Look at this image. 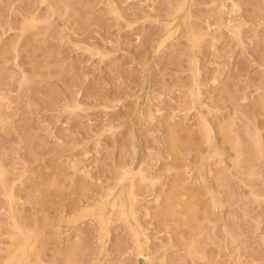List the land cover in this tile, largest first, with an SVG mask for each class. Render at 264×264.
Segmentation results:
<instances>
[{
  "label": "rangeland",
  "instance_id": "obj_1",
  "mask_svg": "<svg viewBox=\"0 0 264 264\" xmlns=\"http://www.w3.org/2000/svg\"><path fill=\"white\" fill-rule=\"evenodd\" d=\"M0 264H264V0H0Z\"/></svg>",
  "mask_w": 264,
  "mask_h": 264
}]
</instances>
